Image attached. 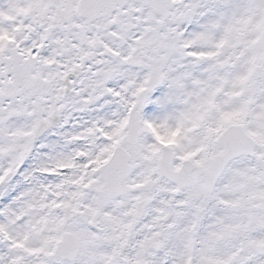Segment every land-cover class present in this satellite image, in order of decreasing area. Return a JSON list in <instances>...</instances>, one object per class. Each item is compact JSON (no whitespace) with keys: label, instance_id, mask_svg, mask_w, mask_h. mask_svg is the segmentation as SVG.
I'll return each mask as SVG.
<instances>
[{"label":"snow or ice","instance_id":"snow-or-ice-1","mask_svg":"<svg viewBox=\"0 0 264 264\" xmlns=\"http://www.w3.org/2000/svg\"><path fill=\"white\" fill-rule=\"evenodd\" d=\"M0 264H264V0H0Z\"/></svg>","mask_w":264,"mask_h":264}]
</instances>
